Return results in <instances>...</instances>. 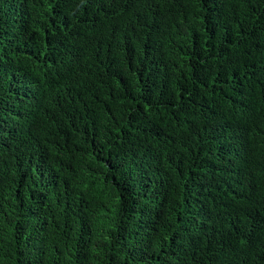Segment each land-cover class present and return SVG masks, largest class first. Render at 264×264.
<instances>
[{
    "label": "trees",
    "instance_id": "1",
    "mask_svg": "<svg viewBox=\"0 0 264 264\" xmlns=\"http://www.w3.org/2000/svg\"><path fill=\"white\" fill-rule=\"evenodd\" d=\"M0 264H264V0H0Z\"/></svg>",
    "mask_w": 264,
    "mask_h": 264
}]
</instances>
